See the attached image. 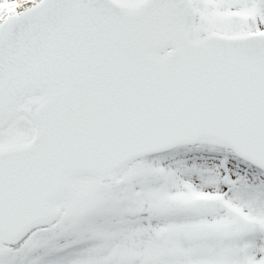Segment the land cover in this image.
Returning <instances> with one entry per match:
<instances>
[{
  "label": "snow or ice",
  "instance_id": "6c2138e0",
  "mask_svg": "<svg viewBox=\"0 0 264 264\" xmlns=\"http://www.w3.org/2000/svg\"><path fill=\"white\" fill-rule=\"evenodd\" d=\"M0 264H264V0H0Z\"/></svg>",
  "mask_w": 264,
  "mask_h": 264
}]
</instances>
